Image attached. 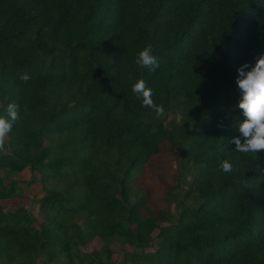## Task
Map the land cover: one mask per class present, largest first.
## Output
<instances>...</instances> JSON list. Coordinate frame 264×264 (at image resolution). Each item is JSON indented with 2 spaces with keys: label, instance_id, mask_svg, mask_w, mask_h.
I'll use <instances>...</instances> for the list:
<instances>
[{
  "label": "trees",
  "instance_id": "obj_1",
  "mask_svg": "<svg viewBox=\"0 0 264 264\" xmlns=\"http://www.w3.org/2000/svg\"><path fill=\"white\" fill-rule=\"evenodd\" d=\"M148 46L155 70L134 62ZM261 54L264 0H0V116L20 115L0 201L33 186L40 202L39 220L0 204V264H264V152L230 142L237 68ZM162 151L159 206L137 181Z\"/></svg>",
  "mask_w": 264,
  "mask_h": 264
},
{
  "label": "clouds",
  "instance_id": "obj_2",
  "mask_svg": "<svg viewBox=\"0 0 264 264\" xmlns=\"http://www.w3.org/2000/svg\"><path fill=\"white\" fill-rule=\"evenodd\" d=\"M142 68L155 70L159 67L157 57L153 55L151 46L142 49L134 61ZM22 81H28L29 75L21 74ZM236 85L241 93V98L235 108L241 110L243 121H238V136H234V150L245 155L264 152V54L256 58L254 65L244 63L237 68ZM132 92L142 98L143 106L153 109L157 116L163 114V105H156L152 100V90L146 87L144 80H139L132 85ZM20 119L19 107L9 103L6 116H0V151L4 150L5 138L11 132L14 124ZM224 173L232 171V164L223 160L219 164Z\"/></svg>",
  "mask_w": 264,
  "mask_h": 264
},
{
  "label": "rangeland",
  "instance_id": "obj_3",
  "mask_svg": "<svg viewBox=\"0 0 264 264\" xmlns=\"http://www.w3.org/2000/svg\"><path fill=\"white\" fill-rule=\"evenodd\" d=\"M172 160L170 156L166 154L165 151L156 158L153 167L146 170L145 174L141 176L138 181L137 185L140 187L147 188L150 194V202L156 205H161L162 200L164 198V191L167 187L171 184V176H172ZM18 177L27 178V174H20ZM7 183V181H4ZM33 187V186H32ZM25 188L22 196L12 197L8 199H3L0 201V204L4 208V210H11L17 208H27L30 209L39 220V209L38 206L40 202H37V195L39 192L36 188ZM41 194V193H40ZM35 226V224H33ZM156 234V231L153 232V235ZM102 245V241L99 238H94L90 243L85 246L87 251L98 250ZM115 248V253L112 255V259L114 261H120L123 256L124 249L130 250L128 247H121L118 244H113Z\"/></svg>",
  "mask_w": 264,
  "mask_h": 264
}]
</instances>
